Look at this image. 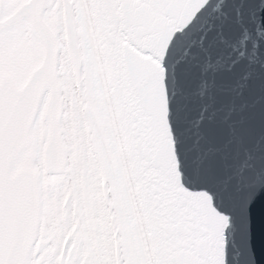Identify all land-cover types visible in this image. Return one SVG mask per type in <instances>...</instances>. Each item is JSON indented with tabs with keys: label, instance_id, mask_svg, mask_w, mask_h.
Masks as SVG:
<instances>
[{
	"label": "snow or ice",
	"instance_id": "obj_1",
	"mask_svg": "<svg viewBox=\"0 0 264 264\" xmlns=\"http://www.w3.org/2000/svg\"><path fill=\"white\" fill-rule=\"evenodd\" d=\"M0 264H264V0H0Z\"/></svg>",
	"mask_w": 264,
	"mask_h": 264
}]
</instances>
